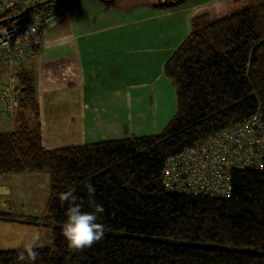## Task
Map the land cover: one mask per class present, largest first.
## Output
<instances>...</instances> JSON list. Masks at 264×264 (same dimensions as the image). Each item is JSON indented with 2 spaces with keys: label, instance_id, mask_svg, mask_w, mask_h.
Masks as SVG:
<instances>
[{
  "label": "trees",
  "instance_id": "trees-1",
  "mask_svg": "<svg viewBox=\"0 0 264 264\" xmlns=\"http://www.w3.org/2000/svg\"><path fill=\"white\" fill-rule=\"evenodd\" d=\"M60 1L43 4L57 8ZM228 3L220 18L195 17L166 63L177 112L160 135L47 149L37 80L26 70L32 59L18 70L15 84L24 99L16 129L0 130V175L50 176L48 214L33 222L52 230L53 244L37 247L35 264H264V171L233 170L226 198L175 192L165 184L170 158L256 114L264 123V0ZM29 8L7 11L1 25L21 24ZM0 70L8 78L9 71ZM83 182L95 186V200L105 209L98 221L105 236L91 248L71 251L61 234L68 203L59 196L76 188L83 210L93 211ZM19 250H1L0 264H20Z\"/></svg>",
  "mask_w": 264,
  "mask_h": 264
},
{
  "label": "crops",
  "instance_id": "crops-1",
  "mask_svg": "<svg viewBox=\"0 0 264 264\" xmlns=\"http://www.w3.org/2000/svg\"><path fill=\"white\" fill-rule=\"evenodd\" d=\"M189 1L167 13L149 5L127 15L105 0L57 4L60 17L43 33L41 53L26 69L37 80L47 149L142 137L138 132L167 125L166 105L177 103V92L165 75L166 63L191 33L195 17L208 13L215 20L230 9L227 0ZM162 21L172 36L163 33ZM31 174L0 175V228L24 214L40 218L31 209L25 213L18 201V179Z\"/></svg>",
  "mask_w": 264,
  "mask_h": 264
},
{
  "label": "built area",
  "instance_id": "built-area-1",
  "mask_svg": "<svg viewBox=\"0 0 264 264\" xmlns=\"http://www.w3.org/2000/svg\"><path fill=\"white\" fill-rule=\"evenodd\" d=\"M58 1L0 0V18L7 11L36 6L21 24L1 25L0 21V69L9 71L8 80L0 83V122L16 121L24 99L15 84L18 70L41 53L43 33L60 17L56 6L43 3ZM237 169L264 171V123L259 114L170 158L164 171L165 184L175 192L226 198L233 189L231 173Z\"/></svg>",
  "mask_w": 264,
  "mask_h": 264
},
{
  "label": "rangeland",
  "instance_id": "rangeland-1",
  "mask_svg": "<svg viewBox=\"0 0 264 264\" xmlns=\"http://www.w3.org/2000/svg\"><path fill=\"white\" fill-rule=\"evenodd\" d=\"M64 1V0H63ZM109 1V0H105ZM113 1V0H112ZM166 0H117L116 4H111L109 7L115 9V11H123V14H129L128 11L136 9L138 7H145L148 8L149 5H159L163 4ZM206 1V0H197V2ZM190 3L193 0L189 1ZM228 2V0H227ZM188 3V2H186ZM186 3L177 6L175 8H161L160 10L164 13H167L171 10L181 8ZM110 4V3H108ZM105 4V5H108ZM166 23L162 21V31L166 34H171L172 30H166ZM8 80L7 74L5 71L0 70V83H5ZM177 112V103L173 105L171 103H167L166 105V116H168V123L173 119ZM170 116H172L170 118ZM170 118V119H169ZM161 123V127L157 131H152L153 128L151 127L148 131L138 132L140 136H150L157 133H162L165 130V126ZM17 124L14 122H0V130L6 131H13L16 129ZM151 130V131H150ZM58 136V132L54 133ZM54 139H57L54 137ZM58 142V141H57ZM49 148H57L60 146H65L64 143H56L54 144L55 147H50L51 145L48 144ZM19 182L17 183L18 188L21 190L22 193L21 198L19 200H23L21 205L23 206V210L27 213L28 210H32L33 215H37L45 217L48 212V202L50 197V187L51 181L50 176L47 173H34L28 176V178H19ZM32 189V191H27ZM19 203V202H18ZM31 214L16 217L15 219H9L8 221L2 222L0 228V251L1 250H19L22 247V244L31 240L34 236H39L38 247L42 246H51L53 244L52 240V230L46 226L45 224L34 223Z\"/></svg>",
  "mask_w": 264,
  "mask_h": 264
},
{
  "label": "clouds",
  "instance_id": "clouds-1",
  "mask_svg": "<svg viewBox=\"0 0 264 264\" xmlns=\"http://www.w3.org/2000/svg\"><path fill=\"white\" fill-rule=\"evenodd\" d=\"M83 188L87 194L88 207L93 211L83 210L84 200L75 195L76 188H70L60 193L59 196L61 202L68 203V209L65 212L67 219L63 223L61 234L71 251H83L91 248L105 236V225L98 222L105 209L101 203L95 200L96 188L91 182H83ZM39 239V236L36 235L22 244L16 254L20 264H35L40 255L37 251Z\"/></svg>",
  "mask_w": 264,
  "mask_h": 264
},
{
  "label": "water",
  "instance_id": "water-1",
  "mask_svg": "<svg viewBox=\"0 0 264 264\" xmlns=\"http://www.w3.org/2000/svg\"><path fill=\"white\" fill-rule=\"evenodd\" d=\"M170 0H166L165 2H164V4H166V3H168ZM38 6V5H37ZM36 6H33V7H30L27 11H26V13H28L29 12V10H32V9H34Z\"/></svg>",
  "mask_w": 264,
  "mask_h": 264
},
{
  "label": "bare ground",
  "instance_id": "bare-ground-1",
  "mask_svg": "<svg viewBox=\"0 0 264 264\" xmlns=\"http://www.w3.org/2000/svg\"><path fill=\"white\" fill-rule=\"evenodd\" d=\"M1 191V190H0Z\"/></svg>",
  "mask_w": 264,
  "mask_h": 264
}]
</instances>
